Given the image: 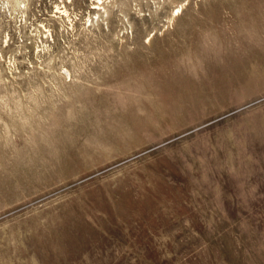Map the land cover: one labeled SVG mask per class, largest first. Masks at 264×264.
Instances as JSON below:
<instances>
[{
    "label": "rangeland",
    "instance_id": "1",
    "mask_svg": "<svg viewBox=\"0 0 264 264\" xmlns=\"http://www.w3.org/2000/svg\"><path fill=\"white\" fill-rule=\"evenodd\" d=\"M95 2L0 0V264H264V0Z\"/></svg>",
    "mask_w": 264,
    "mask_h": 264
},
{
    "label": "bare ground",
    "instance_id": "2",
    "mask_svg": "<svg viewBox=\"0 0 264 264\" xmlns=\"http://www.w3.org/2000/svg\"><path fill=\"white\" fill-rule=\"evenodd\" d=\"M96 4H101L102 2H101V0H97V2H95ZM96 4H95V6H92V8L93 9H96V10H100V7L99 6H96ZM91 8V7H90ZM103 8V7H102ZM57 9H59V8H57ZM92 9V10H93ZM239 41H240V39H239ZM222 51V50H221ZM228 61V60H227ZM205 63V62H204ZM231 65V64H230ZM177 78V77H176ZM168 80H170V79H168ZM176 81H177V79H176ZM228 81V80H227ZM166 82V81H165ZM172 81H169L168 83H165L164 85H162V87H164L163 89H162V91L164 92V93H170V94H172V93H174V92H176L177 90L179 91V89H180V87H178V88H175L174 87V85H172V83H171ZM235 82V81H234ZM177 84V83H176ZM176 84H175V86H176ZM231 84V83H230ZM228 85V84H227ZM233 85V84H232ZM134 87V86H133ZM218 87V86H217ZM229 87V86H228ZM208 89V88H207ZM204 90V89H203ZM204 91H206V90H204ZM224 91H225V89H224ZM193 92V91H192ZM197 93V92H196ZM205 94H206V92H204ZM187 95V94H186ZM201 95V94H200ZM209 95V94H208ZM202 97V96H201ZM177 98V97H176ZM179 111V110H178ZM167 113V112H166ZM117 128H119V127H117ZM36 141V140H35ZM50 143V142H49ZM46 144V143H45ZM44 160V159H43ZM44 163V162H43ZM42 164V163H41ZM17 193V192H16ZM16 195V194H15Z\"/></svg>",
    "mask_w": 264,
    "mask_h": 264
}]
</instances>
